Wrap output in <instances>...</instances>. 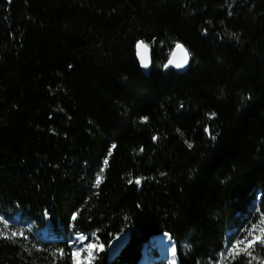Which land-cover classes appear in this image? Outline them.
<instances>
[{"label":"trees","instance_id":"obj_1","mask_svg":"<svg viewBox=\"0 0 264 264\" xmlns=\"http://www.w3.org/2000/svg\"><path fill=\"white\" fill-rule=\"evenodd\" d=\"M0 218V264L216 262L264 219V0H0Z\"/></svg>","mask_w":264,"mask_h":264},{"label":"rangeland","instance_id":"obj_2","mask_svg":"<svg viewBox=\"0 0 264 264\" xmlns=\"http://www.w3.org/2000/svg\"><path fill=\"white\" fill-rule=\"evenodd\" d=\"M251 233V235L249 234ZM254 237H261L264 239V219L249 225V227L237 234L232 241H229L226 245L224 252L221 254L220 258L211 264H257L263 259L262 253H264V244L259 241L249 248L251 255L239 252V254L231 253V246L236 243V241H242L239 248H245L248 246V241L252 240ZM128 232H125L118 236L109 246L110 257L113 258L117 255L122 245L127 241ZM247 238V239H246ZM172 240V239H171ZM74 252H80L79 257L75 256V262L79 260L80 264H85L91 260L94 254L104 249V246L96 238H88L86 236H77L72 241ZM91 244V257H89L88 245ZM174 249L176 248L175 243H173ZM176 250V249H175ZM156 252L159 253V257H156ZM142 259L145 261L144 264L160 263V264H171L174 261L172 248L169 245H162L158 238H155L153 246L148 250Z\"/></svg>","mask_w":264,"mask_h":264},{"label":"snow or ice","instance_id":"obj_3","mask_svg":"<svg viewBox=\"0 0 264 264\" xmlns=\"http://www.w3.org/2000/svg\"><path fill=\"white\" fill-rule=\"evenodd\" d=\"M136 47L138 50V56H139L141 66L144 67L145 69H147L151 63V60L149 59V57L147 55L148 50H149V45L145 44L144 41H139L137 43ZM175 49L176 50L171 53V58L168 60L167 64L164 65L165 68H167L169 66H174L176 68H183L188 64L189 53H188L187 49H185L184 46L182 44H179V43L176 44ZM177 52L182 53V55L179 59L177 58ZM212 115H215V114L213 113ZM144 119L147 120V117H145ZM113 147H115V145H113ZM189 147H191L190 144H189ZM141 151H143V149H141ZM109 155H110V153H109ZM104 164L107 165V160L104 161ZM101 181H102V172L97 175L96 185L98 186L101 183ZM129 182L131 183L132 181H129ZM136 183L139 184L140 180L137 179ZM0 219H2V218H0ZM73 219H75V217H73ZM6 224H7V222L5 221V225ZM17 234L23 235V230H21L19 233L13 232L11 234V236H9L7 232L2 233V235L8 239L14 238ZM249 234L251 235V233H249ZM257 241H259L261 244H264V239H262L261 237H254L252 240H249L248 246L245 248H239V245L243 242L242 241H236V243L231 246L230 254L231 253L239 254V252H243V253H246L247 255L250 256L251 252L248 249L253 247ZM92 247L93 246L91 244L88 245L89 257H91ZM173 254H175V249H173ZM72 255L79 257L80 252H78V251L73 252ZM76 264H80L79 260H77Z\"/></svg>","mask_w":264,"mask_h":264},{"label":"water","instance_id":"obj_4","mask_svg":"<svg viewBox=\"0 0 264 264\" xmlns=\"http://www.w3.org/2000/svg\"><path fill=\"white\" fill-rule=\"evenodd\" d=\"M140 41H143V40H140ZM144 42H145V41H144ZM145 44L149 45L147 42H145ZM179 44H182V43H179ZM182 45L184 46L185 49H187V51H188V53H189V62H188V64H187L185 67H183V68H176V67H174V66H169V67H167V68L164 67V71H165V72H168L169 70H174V71H176V72H178V73H184V72H186V71L190 68L191 61H192L191 53H190V51L188 50V48H187L184 44H182ZM175 50H176V49L174 48L173 51H175ZM136 55H137L138 61H139V63H140L139 56H138V50H137V47H136ZM147 55H148L149 59L151 60V63H150V65H149V67H148L147 69H145V68L142 67V66H141V68H142V70H143L144 73H146V74H150V72H151L152 69H153V48H152L150 45H149V50H148ZM181 55H182V53L177 52V58H178V59L181 57ZM170 58H171V56H170ZM170 58H169V59H170ZM166 64H167V63H166ZM140 65H141V63H140Z\"/></svg>","mask_w":264,"mask_h":264},{"label":"bare ground","instance_id":"obj_5","mask_svg":"<svg viewBox=\"0 0 264 264\" xmlns=\"http://www.w3.org/2000/svg\"><path fill=\"white\" fill-rule=\"evenodd\" d=\"M157 238L160 240L162 245H169L172 248V252H173V249H174L173 241L171 240V237L169 234H160L157 236ZM173 257H174V260L177 261L176 254H173ZM171 264H175V262L172 261Z\"/></svg>","mask_w":264,"mask_h":264}]
</instances>
